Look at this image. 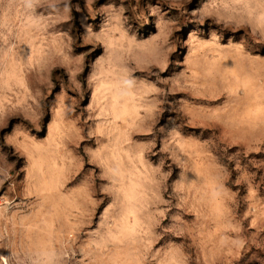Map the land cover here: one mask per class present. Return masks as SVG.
Here are the masks:
<instances>
[{"label": "clouds", "instance_id": "9594fccd", "mask_svg": "<svg viewBox=\"0 0 264 264\" xmlns=\"http://www.w3.org/2000/svg\"><path fill=\"white\" fill-rule=\"evenodd\" d=\"M193 2L0 0V264H264V0Z\"/></svg>", "mask_w": 264, "mask_h": 264}, {"label": "rangeland", "instance_id": "374dc122", "mask_svg": "<svg viewBox=\"0 0 264 264\" xmlns=\"http://www.w3.org/2000/svg\"><path fill=\"white\" fill-rule=\"evenodd\" d=\"M151 2H152V3H155V0H151ZM201 2H202V0H194L193 4L190 5L189 7H190V8L197 7V6L199 5V3H201ZM96 23H97V25L99 24V19L96 21ZM76 26H77V28H79V15H78V14H77ZM196 27H197L196 25H191V24H190V25H188L187 27H185V28L182 30V32L178 33L177 35H179L182 39H185V38L187 37V33H188L190 30H193V29L196 28ZM140 31H141V34H142L143 36L146 37L149 33L154 32V31H155V28H154V25L150 23L149 25H147V26H145L144 28L140 29ZM203 31H204L205 33H207V31H208V25H207V24L204 26ZM231 35H233V34H231V33H225V40H224V42H227V38H228L229 36H231ZM241 35H242V32H241V33H237V34H235V39L238 41ZM78 51H81V50L78 49ZM101 51H102L101 49H98L96 53H93V55L89 58V60L91 61L92 59H94L95 56H96V55H99ZM185 52H186V49H182V48H181V49L178 51V53L173 57V59H174V60H175V59H180V60H182V59H183V55H184ZM260 54H261V55H264V48H262V49L260 50ZM179 70H180V69L171 68V69L169 70V72H168V73H165L164 75H171L174 71H179ZM58 90H59V88L57 87V89H56L55 91H58ZM84 103H85V104L87 103V99L85 100ZM169 115H174V114H172V113H165V116H164V118H163L162 121H161L162 124H164V123L167 122V119H168V116H169ZM47 119H48V118L46 117V119H45V125H46V123H47ZM16 122H17V121H13L12 123H16ZM6 131L10 132V131H11V126H10L9 129H7ZM185 131H186V132H191V131H193V130H191V129H186ZM196 131H198V130H196ZM45 134H46V128H45L44 131L40 132L38 135H39L40 137H43ZM206 135H207V134H206ZM21 163H22V162H21Z\"/></svg>", "mask_w": 264, "mask_h": 264}]
</instances>
